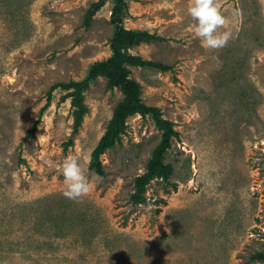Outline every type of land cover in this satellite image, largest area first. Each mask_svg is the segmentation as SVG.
Segmentation results:
<instances>
[{
  "label": "rangeland",
  "instance_id": "rangeland-1",
  "mask_svg": "<svg viewBox=\"0 0 264 264\" xmlns=\"http://www.w3.org/2000/svg\"><path fill=\"white\" fill-rule=\"evenodd\" d=\"M97 1L0 0V264H260L251 257L264 252V0H216L231 32L219 49L196 36L191 0L127 2L123 26L161 39L130 53L169 66H130L129 77L178 134L168 180L153 178L140 204L134 179L162 134L150 114L127 119L86 194L64 195L63 160L90 167L123 98L105 77L88 83L73 132L67 91L50 92L111 55L112 1L86 22Z\"/></svg>",
  "mask_w": 264,
  "mask_h": 264
},
{
  "label": "trees",
  "instance_id": "trees-1",
  "mask_svg": "<svg viewBox=\"0 0 264 264\" xmlns=\"http://www.w3.org/2000/svg\"><path fill=\"white\" fill-rule=\"evenodd\" d=\"M107 0H98L92 4L87 12L86 22L99 11ZM112 8L110 20L113 25V35L109 40L111 55L103 61L95 62L89 68L85 78L73 80L68 83H57L53 85L50 92L55 88H62L67 91V98L71 100L73 132L81 126L84 116L88 112L87 106L83 103V92L87 89L88 83L98 77H105L109 89L118 88L123 94L122 100L115 106L111 119L108 121L104 134L100 138L96 147L91 153L90 168L100 176L104 175L100 156L108 149L113 148L121 141V137L126 130V121L129 117L139 114L145 116L150 114L161 134V140L152 153L151 159L147 163L145 173L135 177L134 191L130 196L131 202L140 204L145 201V188L153 178H162L167 181L171 173V166L164 164V156L171 146V139L178 136L173 130V124L162 118L161 112L156 107L146 106L140 99V85L129 77L128 67H152L165 71L169 66L157 62L144 60L138 55L130 53L131 49L141 43H148L153 40H161L145 31L127 30L122 24V13L127 8L130 0H111ZM137 1V0H134ZM89 19V20H88ZM49 101L46 102L48 104ZM31 135V133H30ZM72 144L68 141L64 147ZM251 259L260 264H264V252H255Z\"/></svg>",
  "mask_w": 264,
  "mask_h": 264
},
{
  "label": "clouds",
  "instance_id": "clouds-1",
  "mask_svg": "<svg viewBox=\"0 0 264 264\" xmlns=\"http://www.w3.org/2000/svg\"><path fill=\"white\" fill-rule=\"evenodd\" d=\"M187 11L195 22V34L205 47L219 49L227 45L231 32L224 30L226 17L216 0H191ZM61 168L66 184L64 195L67 198L76 200L89 191L90 167L83 165L79 156H67Z\"/></svg>",
  "mask_w": 264,
  "mask_h": 264
}]
</instances>
